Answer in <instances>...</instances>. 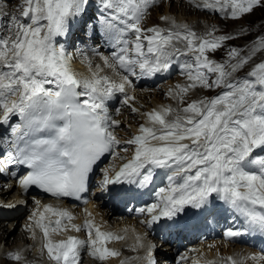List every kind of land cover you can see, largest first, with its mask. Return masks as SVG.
Wrapping results in <instances>:
<instances>
[{"label":"snow or ice","instance_id":"obj_1","mask_svg":"<svg viewBox=\"0 0 264 264\" xmlns=\"http://www.w3.org/2000/svg\"><path fill=\"white\" fill-rule=\"evenodd\" d=\"M156 2L19 0L12 12L0 3V175L15 179L23 192L35 187L57 199L81 200L95 168L106 158L120 160L101 169L100 187L116 186L123 194L151 190L153 202L134 210L146 217L147 228L162 221L179 228L186 216L222 209L238 221L226 238L264 235V55L254 62L264 54V36L247 49L229 48L218 62L208 53L236 37L216 36L215 28L198 34L167 16L160 19L169 27H145ZM196 7L237 20L264 7V0H202ZM76 25L109 49L105 55L88 47L100 63L84 49L68 51ZM76 54L87 74L73 67ZM180 58L185 82L165 93L172 103L145 112L131 107L135 81L171 72ZM118 94L143 118L127 138L118 137L121 122L110 112ZM35 203L31 219L51 264H81L85 249L101 264L121 255L107 245L123 236L102 231L94 219L76 224L67 209L46 204L41 211ZM29 231L35 239L32 226ZM69 231H84L87 239L51 238ZM135 239L147 264H156L155 246ZM7 257L23 259L19 252ZM246 259L264 264V254ZM223 264L244 261L228 256Z\"/></svg>","mask_w":264,"mask_h":264},{"label":"rangeland","instance_id":"obj_2","mask_svg":"<svg viewBox=\"0 0 264 264\" xmlns=\"http://www.w3.org/2000/svg\"><path fill=\"white\" fill-rule=\"evenodd\" d=\"M198 1H199V3L202 2V0H198ZM192 2H193V0H157V2L154 4V6L152 5L149 8L148 13L145 16V18H148V20H149L148 24L151 27H153V26H159L161 28L169 27L170 22H165V21L160 19L161 16H167V17H170L171 19L175 18L174 20L178 24H185L186 23V24L194 27V30L198 34H200V33L204 34L206 31L215 28L218 30L214 33V35H216V36L232 35V36L236 37V39H233L230 41H225L224 46H222L220 49H217L215 52H209L208 53L209 57H214V59L218 62H223L224 60L227 59V51L229 48L236 47L239 49H247V47L251 46L253 41H255L257 39V37L264 36V7H256L251 13L245 14L244 16H242V19H240L239 21H236V20H232L229 18H225V19L216 18V17H214L215 14L212 15L211 13H208L206 10H203V11L197 10L196 12L192 11V13L187 14V11H188L187 9H190L189 7H193L191 5ZM12 3H13V1L10 2V7L12 6L13 7L12 10H14L18 5L19 0H17L14 3V6L12 5ZM161 4H162V7L158 11H155L154 7H158ZM174 7L176 9L172 10L171 8H174ZM153 10H154V12H153ZM260 11H262V12H260ZM151 17H152V19H151ZM162 24L165 27H163ZM144 26L148 27L146 24H144ZM242 29H243V32H241ZM86 32L87 31H83L80 35L81 47H87V44H89V45H92V47H96L99 49V46H100L99 40L90 39L89 38L90 33L86 34ZM77 35L78 34L75 32L70 34V36L68 38L70 40V43L72 42L71 44H69V42L67 40L65 42V46L67 47L69 52L76 53V48H75L76 45H75L73 38L76 37ZM71 36L73 37L72 39H70ZM97 45H99V46L97 47ZM262 55H264V54L258 55L255 58L254 62H259V60L262 58ZM78 57H79V54H76V58L73 62L74 63L73 67H75V69H77L76 66H80V68H81L80 72H82V71H84L86 64L82 63V64L77 65V63L79 61L81 62V58H78ZM182 61H183V58L182 59L180 58V60L177 61L176 66L174 67V69L171 72L161 73L160 76L157 75L156 80H153L152 79L153 77L143 78V80H141V81L137 80V82H136L138 84L136 86L137 90L132 94L135 96V100H134L135 102L134 101L130 102L131 107H138L140 109V112L149 111V110H151L152 107H155V103H153L154 98H156V99L160 98L159 101L162 102V105L172 103V101H170L167 96H164V94L168 91V89L170 87L175 86L177 83L183 84L185 82V80L182 77H180V75H179V73H180L179 65H180V63H182ZM97 62L100 63L99 61H95V63H97ZM85 69H87V68H85ZM246 70L247 69H245V71ZM239 75H243V72L239 73ZM149 80H151L152 83ZM135 93H136V95H135ZM198 94L203 95L202 92H200ZM157 95H159V96L161 95V96L157 97ZM193 98H195V96H193ZM143 99H145L148 102V104H146L143 101ZM154 102H157V101H154ZM149 105H151V106H149ZM127 108H130V106L128 105ZM122 116H124V119L123 120L121 118L119 119L122 121V126L119 128L118 137L127 138L128 135H130L131 133H134L136 131L138 124L143 122V118L138 113L131 112L130 109L128 111L122 113L120 117H122ZM129 125H131V127H129ZM110 163L105 165L103 168L108 167L110 165ZM108 199L111 202L113 200L112 197H108ZM107 206L108 205L106 204V207ZM106 207H104V209ZM28 216H31V215H28ZM18 218L19 217H17V220H19L20 223L18 224L17 229L14 232H12V237H14V238L15 237L17 238L18 235L20 234V232H23L22 223L27 222V220H28L27 217H24L23 219H18ZM76 220L78 221L77 218H76ZM130 220L131 219H129V218L126 220H121L120 223L122 226H126V221L128 223H130ZM110 223H113V222H110ZM132 224L135 225L136 223L133 221ZM8 226H10V224H8ZM12 226H14V225H12ZM110 229L115 230L117 228H115V227L112 228L110 225ZM118 234L121 235L120 233H118ZM40 236H43L42 233H40ZM23 243H25V241H23V242L19 241L18 245L23 244ZM16 245H17L16 243H14V244H7L6 243L5 244L4 241L1 242L2 251L5 249V247L7 248L6 250L8 252H9V249H11L12 251H17V249H14V247ZM40 247L42 248V245H40ZM41 248H40V250H41ZM30 249H31V246L28 249V251H26L25 253H24V251L19 250V252L23 253L22 256H26V257H24V259H27V260H26V263L23 262L24 264H44V263L45 264H51L49 259L47 260V258H48L47 254H44L42 251L39 253H36V251H35L32 255V253L30 252ZM228 250L229 251L232 250L235 253V252H239L240 250H242V248L239 245L234 246V247L231 245ZM86 253L87 252L83 253L82 264H101L100 261L94 259L93 257H91L89 254H86ZM125 253L126 252L122 253L123 258H127L128 256H130V255H123ZM27 255H29V257H32V259L28 260L29 257ZM143 255H144V251H143V253L141 252L140 256H136L135 259H139ZM160 259H161L160 255H158V260H160ZM4 260H5V257L3 256V254L0 255V264H5ZM38 260H42V261H38ZM109 260H107V261H109ZM107 261H105V264ZM14 262L19 263L20 261H14ZM23 263H21V264H23ZM254 264H256V262H254Z\"/></svg>","mask_w":264,"mask_h":264},{"label":"bare ground","instance_id":"obj_3","mask_svg":"<svg viewBox=\"0 0 264 264\" xmlns=\"http://www.w3.org/2000/svg\"><path fill=\"white\" fill-rule=\"evenodd\" d=\"M159 3V2H158ZM190 3V2H189ZM199 4V2L197 1H194L191 3V5L193 7H189L190 9H187V14H190L192 13V11H197V10H200V11H203L205 9L203 8H198L196 7V5ZM154 6V5H153ZM156 6V5H155ZM162 7V4L159 5L158 7H154V10L155 11H158L160 8ZM176 7V6H175ZM171 8L172 10L176 9V8ZM153 10V12H154ZM207 11H211V10H207ZM214 12V11H213ZM216 18H221V19H225L226 17L223 16V14L221 13H217V12H214ZM152 19V17H151ZM175 19V18H174ZM242 19V17L240 18ZM240 19H237L236 21H239ZM186 24V23H185ZM163 25V24H162ZM167 25V24H166ZM188 25V24H187ZM169 26V25H168ZM190 26V25H189ZM163 27H165L163 25ZM193 30H194V27L190 26ZM73 31H77V26L74 27ZM240 31V30H239ZM78 34V33H77ZM84 34V33H83ZM201 34V33H200ZM75 35V34H74ZM81 35V33H80ZM73 37L71 36L70 39H72ZM93 40V39H92ZM81 43V42H80ZM225 44V43H224ZM224 44L222 46H224ZM83 45V44H82ZM89 45V44H87ZM96 45V44H95ZM92 46V45H91ZM94 46V45H93ZM99 45H97L98 47ZM100 47V46H99ZM220 49V48H219ZM90 57H93V56H90ZM93 62H95V58H92ZM98 63V62H97ZM79 64H82V62H78L77 65ZM86 64V63H85ZM77 68H80V66H76ZM86 68V67H85ZM84 68V71H82L81 73H84V74H87V69ZM76 71H79L78 69H75ZM81 70V68H80ZM155 77H153L154 79ZM165 93V92H164ZM203 94H205L204 92H202ZM139 94V93H138ZM207 94H211V93H207ZM136 95V93H135ZM138 96V95H137ZM161 96V95H160ZM159 95H157V97H160ZM164 96H166L164 94ZM152 98V97H151ZM148 99V98H147ZM115 100V99H114ZM111 101L110 102V105L114 102ZM159 99H156L154 98L153 100V103H155V107H152V108H156L160 105H162V102L159 101ZM162 100V99H161ZM143 101L148 104V102L143 99ZM154 101H157V102H154ZM135 102V101H134ZM133 103V102H132ZM114 105V104H113ZM151 106V105H149ZM138 108V107H137ZM151 108V109H152ZM111 112H114V109L112 108L110 110ZM19 197H16V194H15V191L12 189V190H4V189H0V200L2 201V204H1V209L3 210L4 212V215L3 217L0 216V255L3 254V256L5 257V264H21L23 262L26 263V260L27 259H23L21 260L19 263L17 262H14L13 260L9 259L7 257V254L10 253L12 250L9 249V252L6 250L7 248L5 247V249L2 251V247H1V242L4 241L5 244H14L16 243L17 245L14 247V249H17V250H20V251H24V253L26 251H28V249L30 248L31 246V249H30V252L33 253L36 251V253H39L41 252L40 250V245L43 244V236H40V233H42L40 231L39 228H36L34 226V222L31 221V220H27V222H23L22 223V227H23V232H20V234L18 235V237L14 238L12 237V232H14L16 229H17V226L18 224L20 223L19 220H17V217H11L10 215H8L9 212L13 211L14 209H18L17 207H19V205H22L24 206L25 208H28L29 204L31 203V200L29 198H25L26 199V202L24 201H19L18 200ZM112 202H116L117 199L115 197H112ZM17 201V207L13 206L12 208H8L6 207V205H9V204H14V202ZM59 208H64V209H67L69 211V209H72V206H69V205H66V204H61L58 206ZM88 208H92V203L88 204L83 212H85V209H88ZM80 213L78 212L77 213H73V216L75 218L78 219L77 223L76 224H83L84 220L85 219H94L95 223L96 224H100L101 225V230L102 231H110L114 234H117L119 235L118 233H120L122 236V233L121 232H118L117 229L115 230H111L110 229V222H114L113 220L116 219V215H118V211H115L114 209H112L111 207L107 206L105 209L104 208H96L95 210H91L90 212L93 214L91 217H88L86 212L85 213ZM133 221L130 220V223H128L126 221V230H125V236L124 239L122 240H113L111 242L108 243V247L109 248H112V249H115L117 251L120 252V256L119 257H114V258H110L109 261L106 262V264H121V261H127V264H136L143 259V257L146 255L145 253V250L143 248H139L137 246V242H136V239L135 237L137 236V231H139L136 226L134 224H132ZM8 224H10V226H8ZM131 224V225H130ZM14 225V226H12ZM29 226H32L33 228V231H35V239H33L32 237V231H29ZM12 227V228H11ZM63 234H66L67 236L68 235H76L78 236L80 239H86L85 235H84V232L81 231L79 233H76V232H72V231H69V232H65ZM56 235L58 234H52V237L51 238H54ZM14 239V240H13ZM144 239V238H143ZM23 242L25 241V243L23 244H19L18 245V242ZM144 242L146 243L145 239H144ZM30 244V245H29ZM231 246V245H230ZM230 246L228 245H224V249L223 250H219V249H216V250H211V248L209 247H203L204 250H208L207 252V256L209 258V260H211L209 262V264H223V261H224V258H227L228 256H232L236 259L235 257V253L234 251H229L228 249L230 248ZM226 247V248H225ZM135 248V250H138V252L141 254V252L143 253L144 251V255L139 258V259H135V257H132V256H128L127 258H123L122 257V253L123 252H126V253H131L135 250H133ZM232 248V247H231ZM122 249V250H121ZM211 250V251H209ZM44 254H47L46 251H43ZM29 256V255H28ZM81 256H82V252H81ZM30 258H28L29 260ZM46 259V258H45ZM48 260V258H47ZM161 261V259L159 260ZM28 263V262H27ZM82 263V262H81ZM24 264V263H23ZM45 264V263H44Z\"/></svg>","mask_w":264,"mask_h":264},{"label":"trees","instance_id":"obj_4","mask_svg":"<svg viewBox=\"0 0 264 264\" xmlns=\"http://www.w3.org/2000/svg\"><path fill=\"white\" fill-rule=\"evenodd\" d=\"M260 12H262V11H260Z\"/></svg>","mask_w":264,"mask_h":264}]
</instances>
